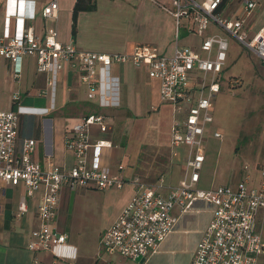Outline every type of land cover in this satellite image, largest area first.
Listing matches in <instances>:
<instances>
[{"label":"built area","instance_id":"built-area-1","mask_svg":"<svg viewBox=\"0 0 264 264\" xmlns=\"http://www.w3.org/2000/svg\"><path fill=\"white\" fill-rule=\"evenodd\" d=\"M231 1L170 0L168 7L158 6L173 21L174 42L168 57L160 56L149 45H136L127 53L112 55L79 51L73 41L61 44L49 33L40 39L34 37L31 27L24 26V21L32 17L12 12V17L19 16L16 30L9 36L6 23L0 39V59L12 65L13 79L19 77L22 59H33L35 73L48 76L46 86L52 108L57 74L67 67L77 75L86 101L95 110L103 111L119 107V82L111 75V68L143 67L147 78L157 83L158 102L170 108V155L183 164L182 178L175 186L166 185L161 177L152 184H142L124 177L121 167L114 172L99 167L98 153L111 147L109 142L99 140L92 146L94 156L88 167L85 155L89 130L95 127L99 133H105L110 125L101 113L92 112L81 116L63 137L72 165L63 168L47 162L41 167L31 160L35 149L32 139L23 140L19 152L14 151L19 117L31 112L18 106L19 96L13 93L10 100L15 110L0 111V199L6 185H23L26 196L41 189L36 227L26 246L28 252L48 253L51 258L47 264H60L66 259L60 250L65 248L67 237L53 226L61 189L104 191L130 185L134 190L132 196L98 240L99 250L107 256L131 261L144 259L166 239L179 215L190 211L194 204L204 203L211 206V217L195 244L189 264H264V158L256 165L259 179L253 188L246 186V179L231 187L197 188L205 160L204 129L212 122L211 98L219 92L217 77L227 50L226 39L216 34L207 36L208 29L221 31L264 63V26L250 38L242 31L255 3L241 1L240 15L225 20L219 11ZM55 13L56 3L52 0L42 9L41 18H54ZM180 29L200 39L198 51L178 45ZM47 112L40 109L34 113ZM212 138L220 140L221 135L213 133ZM25 212V203L21 201L15 217ZM32 264L41 263L35 259Z\"/></svg>","mask_w":264,"mask_h":264},{"label":"crops","instance_id":"crops-1","mask_svg":"<svg viewBox=\"0 0 264 264\" xmlns=\"http://www.w3.org/2000/svg\"><path fill=\"white\" fill-rule=\"evenodd\" d=\"M51 1L52 0H0V39L3 35L6 23L9 36L14 34L17 26L16 18L19 17H12V12L15 11L17 14L26 16L30 15L32 17L31 20L24 21V26L31 27L34 37L40 39L49 33L54 36L58 43L67 44L69 41H73L75 48L79 51L112 55L127 53L136 45H149L154 47L160 56L168 57L172 53L174 42L171 40L172 36L174 37L173 21L165 13H162V15L157 13L152 16L153 23L152 21L150 23V25L152 24L150 27L151 31L150 33L148 31L142 38V43L138 44L132 41H122L119 44L114 45V47H103L102 44L91 38L80 40L77 37L76 32H74V35H71L70 16L75 0H55L56 13L54 18L43 20L41 18V11ZM124 1L128 2L129 0ZM146 1L152 3L156 10H160L158 7L160 4H162L161 6H169L170 4V0H159L160 2L155 0ZM241 1L243 0H233L225 3L219 11L221 17L225 20L236 19L240 15ZM136 2L138 5L142 1ZM253 2L255 3V8H253L254 11H251L242 27V31L245 33L247 38L254 36L258 29L264 26V0H253ZM228 3H230V9L227 11L226 6ZM94 11L95 4L92 11L83 12V15L93 13ZM63 12L66 14L68 13V22L65 31H61L58 24ZM134 12L136 13V11ZM7 17L8 19H6ZM79 17L80 15H77L76 17L77 23ZM139 19L142 20V17L139 16ZM143 19L146 21L147 17ZM211 28L215 30L214 27ZM148 33L149 35H147ZM210 34H213V32ZM185 38V41L182 43H179L178 41V45L180 44L179 46L191 47L193 51L196 52L200 39L197 36L189 34H186ZM122 66L133 70L131 73V82L135 88V100L133 104H126L124 108L129 111H139L140 103H142L141 106H144L145 101L144 91L139 86V72H145V69L143 67L136 69L131 65ZM115 67H112L111 75L118 79L116 75L112 74ZM12 70L13 67L8 61L0 59V111L15 110V105L11 103L10 99L13 93H17L19 96L18 106L31 112L27 115H21L19 117L17 136L14 142V151L16 154L19 152L20 145L23 140L32 139L35 142V149L31 156V160L33 162L38 163L41 167L47 162H52L57 167L69 168L73 163V159L71 154L67 152L63 146V137L65 136L66 131L70 128V126L76 123L81 116L92 112H99L105 116L110 125L109 130L105 133H99L95 127H91L89 130V148L85 155V162L88 167L92 164L94 156L92 146L100 140L109 142L111 147L109 149H101L98 153L99 167L107 168L111 172H114L117 167H121V173L124 177L127 179H137L140 183L147 185L154 183L159 177H161L164 180V183L169 186H175L181 180L183 164L181 168L171 164L172 162L181 161L172 158L170 150L169 160L172 162L170 161L171 163L167 162V164H162L165 172L163 176H142L141 174L144 172L142 171L143 166L142 163L140 164L139 161H137L139 158V152H134V150L138 148L134 146V150L131 149L132 140L127 138V143L124 148L118 149L116 146L112 145L108 138V133L111 131L114 123L111 114L118 112L111 113L108 112V110H95L92 104L86 101L85 90L80 84L77 75L70 71L67 67H64L62 71L58 73L62 75L63 80L66 81L64 100H67V105L65 104L63 106V101L61 100L57 109H55L54 100L52 108L50 107L51 103L47 94L46 86L48 76L46 74L35 73L33 59H22L20 63V73L17 79H13ZM153 83L154 86L151 88V93L157 100L156 104H154L153 112L157 111L160 106L161 110H166V119H169V121H167L168 127L171 120L170 108L169 106L158 102V86L155 81ZM82 103L86 104L85 106L89 108L86 107L85 111L80 110V113L78 114H70L71 111H67L69 106L72 107L77 104L81 105ZM63 107L65 109L64 112L58 110ZM90 108L91 110H89ZM40 109L48 110V112L45 115L34 113ZM139 124L141 123H132L127 120L125 123V125H127L125 127V131L127 130L128 133L129 131L135 132L139 129L141 133L146 132L143 128H141V126L138 128ZM158 134L159 131H157V136H155L154 139L142 144L143 146H151L150 148H155L156 150L158 149L157 161L150 166L148 173H154L156 165L158 167L161 163V160L158 159L159 156L161 157L164 150L161 146L167 143V147H169V129L168 131L166 129L163 142L158 140ZM177 172L178 174H176ZM138 174H140V176ZM65 192H67L66 189H61L59 192L57 209L53 220L55 230L59 233L65 234L67 237L65 248L60 250L62 254L66 255V259L60 262V264H139L135 261L126 260L118 256H107L102 253L98 247L100 235L113 223L118 213L127 204L132 196L134 192L132 186L127 185L122 189L115 191H113V189H108L106 192V195L103 198L105 201L114 202L113 212L108 218L105 226H103V228L99 230L98 233L91 239V247L89 248L90 252H87L88 254L84 252V249L80 246V244H75L74 242L69 241V235L65 232L66 227H64V224L66 218L61 221V216L65 215H63L65 211L63 206V194ZM40 194V188L31 196H26L25 188L21 184L16 186H4V196L0 199V264H32L35 259L41 264H47L50 261L51 257L48 253L33 254L26 250L30 232L36 227L35 213ZM21 201L25 203L26 212L19 217H15L18 203ZM210 217L211 210L209 213L203 209L202 203L194 204L191 207L190 212L187 211L178 216L175 227L166 239L154 251L147 254L141 264H189L193 256L195 244Z\"/></svg>","mask_w":264,"mask_h":264},{"label":"rangeland","instance_id":"rangeland-1","mask_svg":"<svg viewBox=\"0 0 264 264\" xmlns=\"http://www.w3.org/2000/svg\"><path fill=\"white\" fill-rule=\"evenodd\" d=\"M136 1L142 2L137 5ZM155 1L160 2L159 0ZM94 4L95 11L93 13L78 14L80 17L78 23L76 20L75 32L80 40L91 38L102 44L103 47H114L122 41L142 43V38L148 31L149 33L151 31L152 16L164 13L161 10H156L154 5L146 0H129L128 2L94 0ZM229 4L226 6L227 11L230 9ZM139 16L142 17V20L139 19ZM144 16L147 17L146 21L143 19ZM67 22L68 13L63 12L58 22L61 31L66 30ZM209 32L224 37L227 42V50L222 71L217 77L219 92L211 98L209 114L212 122L204 129L205 160L199 171L197 187L202 190H213L220 186H235L246 179L248 182L246 186L253 188L259 179L256 165L264 158V63L257 60L250 51L244 49L221 31L210 27L206 33L207 36L210 34ZM185 37L186 33L180 29L177 35L179 43L185 41ZM171 40L173 42V36ZM200 56L202 57V55ZM132 71L122 65L116 66L112 71V74L119 79V107L108 110L111 113L118 112L111 114L114 123L108 133V138L112 145L118 149L124 148L127 138H130L132 140L131 149L134 150V146L138 148L134 152H139L137 161L142 163V171H144L141 175L163 176L165 172L162 164L172 162L169 160L170 148L167 147V143L161 146L164 149L163 154L158 158L161 163L158 167L156 165L154 173H148V169L156 163L158 149L142 144L154 139L157 136V131H159L158 140L163 142L166 129L167 131L169 129V126L167 127L169 119H166V110H161V106H157L158 110L153 112L154 104L157 101L151 93L154 81L148 79L144 71L139 72V86L144 91V106H141L142 103H140L139 111H129L124 108L126 104L131 105L135 100V88L131 82ZM57 79L54 91L55 109L61 100L63 106L67 105V100H64L66 81L60 74H57ZM85 105L77 104L72 106L73 108L69 106L67 111H71L70 114H78L80 110H86L87 106ZM58 110L64 112L65 109L63 107ZM127 120L132 123H141L138 128L141 126L146 132L141 133L138 129L135 132L127 133V130L125 131ZM213 133H219L221 139H213ZM171 164L180 168L182 166L181 162H172ZM138 175L140 176V174ZM107 191L76 189L63 194L65 210L63 215H65L61 216V221L66 218L65 232L69 235V241L80 244L86 253L90 252L91 239L105 226L113 212L114 202L105 201L103 198ZM203 209L210 213L211 206L203 203Z\"/></svg>","mask_w":264,"mask_h":264},{"label":"trees","instance_id":"trees-1","mask_svg":"<svg viewBox=\"0 0 264 264\" xmlns=\"http://www.w3.org/2000/svg\"><path fill=\"white\" fill-rule=\"evenodd\" d=\"M94 9V0H75L74 4L71 9V16H70V32L71 35H74L75 32V21L76 17L79 13L82 12H89Z\"/></svg>","mask_w":264,"mask_h":264},{"label":"water","instance_id":"water-1","mask_svg":"<svg viewBox=\"0 0 264 264\" xmlns=\"http://www.w3.org/2000/svg\"><path fill=\"white\" fill-rule=\"evenodd\" d=\"M142 261H143V259H135V262H137V263H139V264H141L142 263Z\"/></svg>","mask_w":264,"mask_h":264}]
</instances>
